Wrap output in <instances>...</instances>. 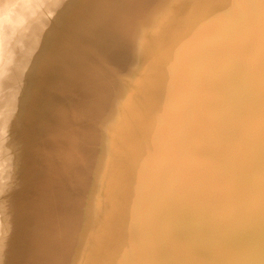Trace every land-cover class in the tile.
Masks as SVG:
<instances>
[{"label":"bare ground","instance_id":"1","mask_svg":"<svg viewBox=\"0 0 264 264\" xmlns=\"http://www.w3.org/2000/svg\"><path fill=\"white\" fill-rule=\"evenodd\" d=\"M55 28L64 35H56ZM99 32L105 35L97 37ZM123 40L132 44L131 47H123ZM77 49L87 53L86 58L81 56L86 62L75 55ZM0 50V90L4 89L15 96L22 95L24 91L22 75L32 72L38 73L40 76L37 77L42 79L41 75L51 73L45 76L48 78L45 84L42 80L32 84L44 93L52 92L65 83L75 87L70 89L71 92L76 91L75 95L80 93L78 88L94 83L101 85L105 80L113 87L102 86L93 97L83 99L81 106L61 105L58 96L52 94L41 95V100H38L39 97L28 100L22 95L12 101H0V155L5 153L2 146L8 145L10 136L9 139H14L18 146V149L15 148L17 151L14 150L15 161L10 160L17 165L24 162L27 166L21 170L14 164L7 166L10 169L3 170L0 165L5 171L0 173V235L6 234L7 237L6 242L0 241V264H8L6 259L10 257L9 253L21 249L14 247L13 242L22 240L20 244L23 245L28 237L25 233L31 232V246L38 254L34 250L32 253L38 255V264L99 263L101 260L91 259L95 253L90 255L92 248H89V238L93 237L96 228L94 230V223H88V220L95 222L103 218L106 221L104 224L113 221L108 225L114 226L115 212L111 210L114 206L123 215L121 217L124 219H120L126 223V227L129 226L127 229L133 230L131 240L134 245L130 242L132 247L124 244L123 247L116 239L117 244H113L109 254L112 258L127 260L131 251H135L136 256H132L135 264L190 263L192 258L194 260L193 250L196 252V249L200 251L199 256L194 255L196 264H209L200 257L202 253V256L207 254L204 255V247L210 246V243L223 244L227 234L236 232L232 226L227 229L208 224L209 220L203 215L186 222L177 210L171 209L165 214L161 206H141L139 197L125 193L128 187L136 185V181H122L128 175L143 180L145 187L151 184L177 200L181 196L183 200L204 209L222 207L235 215L238 221L255 224L259 234L264 233V209L259 211L257 204L252 200L247 203L246 200L250 199L244 197L245 188L264 183V0H0ZM136 51H143L147 57H160L158 60L171 66L176 73L182 72L184 66L198 67V76L208 80V87L200 85V81L194 84L184 81L180 88L188 89L186 98L181 97L176 88L162 95L166 91L160 94V88L169 77L154 79L147 74L138 80L146 67L131 63V58H134L132 54ZM100 71L102 78H107L101 83L97 76L92 75H98ZM112 71L119 76L117 79L116 76L111 77ZM134 74L136 79L132 77ZM124 82H132V86L125 89L122 87ZM111 94L115 98L102 101ZM94 103H105V106L97 109ZM182 103L193 104L182 106ZM119 105L132 114H143L141 118L136 114L133 117V130L117 131L112 128L113 123H99L101 114L104 116ZM177 106L182 110L171 112ZM152 107L158 111L150 110ZM200 108L204 110L203 115L198 110ZM29 112L37 115L32 123L24 119ZM214 118H223L225 122L222 126L213 125ZM230 124L235 126L236 138L229 137L230 133L226 131L225 127ZM12 125H18L20 132H12L11 135L9 127ZM39 140L43 143H38L40 150L38 147L37 151L34 147ZM221 140L224 142L222 145L215 144ZM203 142L221 148L227 158L223 159L222 164L225 168L228 163L232 164L234 168L231 170L237 173L230 176L223 171L218 183L201 173L202 166L197 159L199 154L195 152ZM6 146L4 148L7 149ZM211 149L209 155L203 157L204 167L221 171L215 151ZM185 150L194 153L189 155ZM234 151L238 153L234 154ZM125 152L128 158H125ZM37 162L41 163V172L36 171L37 174L31 175ZM38 163L35 168L39 167ZM164 168H168L176 177L170 173L174 179H169L162 172ZM242 181H247L248 185ZM202 184L204 188L197 189ZM234 187L239 193L231 192ZM92 195L103 199L99 203L95 196L98 201L95 203L97 201ZM115 196H120L122 200L110 201ZM258 205L261 206L260 202ZM142 220L145 225L149 223L154 228L151 231L153 235L156 232V238L162 234L156 244L155 237H150L143 230L144 223L143 227L140 226ZM56 225L63 226L65 230H62L65 233L63 237L66 235L65 244L62 245L60 239L61 243L57 242L61 246L53 241V235L59 236L58 232L54 233L58 228ZM61 226L59 228L62 229ZM172 226L186 233L183 231L184 234H180V229L178 231L176 227L177 236L167 233ZM118 228H121V224ZM116 229L112 228V231ZM163 233H167V238L171 241L172 237L173 241L166 240ZM174 236L178 247L171 250L174 247L172 243L175 244ZM128 237L125 235L122 242ZM27 242L30 247L31 239ZM182 242L187 245H180L184 244ZM166 246L171 247L168 252ZM222 246L219 245V248L215 245V248L221 249ZM154 248L157 249L156 254ZM29 253L26 252L32 255L31 251ZM222 253L210 254L213 259L217 255L216 259L224 260ZM24 254H21L22 258ZM153 254L158 257L156 260L152 258ZM238 255L234 260L240 259ZM102 256L98 257L103 259L106 254ZM31 257L33 260L34 256ZM12 259L14 262V256ZM229 260L226 264H232L233 260ZM240 262L246 261L240 259Z\"/></svg>","mask_w":264,"mask_h":264},{"label":"rangeland","instance_id":"2","mask_svg":"<svg viewBox=\"0 0 264 264\" xmlns=\"http://www.w3.org/2000/svg\"><path fill=\"white\" fill-rule=\"evenodd\" d=\"M11 16V15H10ZM13 19H15V18H13ZM102 25H108L107 23L105 24H103V23H101ZM56 29V28H55ZM55 29H54V32H55V34L56 33H58V34H61V35H64V33H61V31H57V30H59L58 28L56 29V31H55ZM99 36L97 35V37H103L104 35H105V33H103V32H99ZM57 35V34H56ZM58 37H63V36H58ZM8 42V41H7ZM125 42H126V44H125ZM9 43V42H8ZM69 45H71L70 43H68ZM124 45V46H123ZM132 45V44H131ZM131 45L129 44V42H127V41H125V40H123L122 41V46L123 47H131ZM73 46V45H72ZM71 46V47H72ZM74 47V46H73ZM75 48V47H74ZM2 49H3V47H2ZM78 50V51H77ZM77 50H75L76 51V53H75V51H74V53H75V55H77L80 59H82L81 61H87L85 58L87 57L85 54H87L85 51H83V50H80V49H77ZM2 50H0V52H1ZM82 51V52H81ZM85 52V53H84ZM143 51H136V52H134L132 55L134 56V58H131L132 59V61H131V63H138L139 65H142V66H145L146 67V69H143L142 71L144 72V73H142V74H140L139 75V79L138 80H142V78L143 77H145L147 74L149 75V77L150 76H153V78L155 79H165L166 78V76L167 77H169V79L165 82V84L162 86V87H164L166 90H163L164 88H162V90H161V88H160V94H162L164 91H166L165 93H163L162 95H164V94H166L167 93V91L168 90H170V91H172L171 89H174V88H176L177 89V91L179 92V95L181 96V97H185L186 98V96L189 94V92H188V89H186V90H184V89H181L180 87V85H182L183 83H184V81L185 82H189V83H191V84H194V83H196V82H199L200 81V85L202 84L203 85V87H208V80L205 78V77H199L198 76V72H200V70H199V68L198 67H183L182 69V72H180V73H176V72H174L172 69V67L171 66H168V65H166V64H163V63H161V61L160 60H158V59H160V57H158V56H154V57H147L146 56V54H144V53H142ZM79 54H80V56H79ZM82 54V55H81ZM84 55V57L85 58H83V57H81V56H83ZM135 56H136V58H135ZM152 58V59H151ZM156 59V60H155ZM151 62V63H150ZM158 62V63H157ZM143 63H145V64H143ZM154 63V64H153ZM159 64V65H158ZM148 66H149V68H148ZM155 67V68H154ZM150 73V74H149ZM34 73L32 72V73H28V74H26V73H24L23 75H22V77H21V85H22V87H23V89H24V91H23V93H22V95H23V97H25L26 99H28V100H33V99H37V97H39L38 98V100H41V98H42V96L44 97L45 95H53V96H58V99H60V101H61V105L63 104V105H72V106H74V105H76V106H81V105H83L81 102L83 101V99L84 100H86L87 98H89V97H93L96 93H97V89H102L103 87L102 86H104V87H106V88H110V89H112L113 87L110 85V84H108L107 82H106V80L105 79H107V78H102V72L100 71L99 73H98V75L96 74V75H94V74H92L93 76H97V79H98V81H100V83H101V80H105L104 82H102L101 83V85L99 84V83H94V85L92 84V85H90V86H83V88H78L77 89V91L79 90L80 91V93H81V89H83V93L82 94H78L77 93V95H75V93H76V91L75 92H71V90L73 89V88H75V87H73V85L72 86H69V85H67L66 83L65 84H61L59 87H57V89H55V90H53L52 92H46V93H44V91L43 92H41L39 89H37V88H35L32 84H34L35 82L36 83H40L39 81L40 80H42L43 81V83L45 84V82H47L48 81V78H46L45 76H48V75H50L51 73H47L45 76H42L41 75V77H43L44 79H42V78H40V77H37V75L38 76H40L38 73H36V74H34ZM91 74V73H90ZM31 77H30V76ZM35 76V77H34ZM116 76V77H115ZM35 78V80H34V78ZM36 77H37V79H36ZM111 77H115L116 79L119 77V76H117V73L115 72V71H112V74H111ZM134 79H136V77H135V74L132 76ZM141 77V78H140ZM197 79H196V78ZM39 79V80H38ZM46 79V80H45ZM37 80V81H36ZM49 81L51 82V80L49 79ZM206 82V83H205ZM98 84V85H97ZM130 86H132V82H124L123 84H122V87L123 88H125V89H128V88H130ZM188 86H191V85H188ZM76 87H78V86H76ZM87 87V88H86ZM178 88H180L181 90H179ZM71 89V90H70ZM96 89V90H95ZM59 90H60V92H59ZM87 90H88V92H87ZM93 90V91H92ZM56 91V92H55ZM68 91V92H67ZM163 91V92H162ZM176 91V93L178 94V92ZM162 92V93H161ZM63 93V94H62ZM59 94H61V95H59ZM68 94H70V95H68ZM84 94V95H83ZM22 95H19V94H17V96H15V95H12V94H10L8 91H6V90H4V89H1L0 90V101H7V100H10V101H12V100H14V99H16V98H18V97H20V96H22ZM40 95V96H39ZM42 95V96H41ZM62 96V97H61ZM67 96V97H66ZM69 96V97H68ZM76 96V97H75ZM78 96V97H77ZM84 96V97H83ZM41 97V98H40ZM60 97V98H59ZM68 98V99H67ZM110 98H115V96L114 95H110V96H107V98H104L102 101H105V100H108V99H110ZM82 99V100H81ZM66 101V102H65ZM63 102H65V103H63ZM121 102H124L123 100L121 101ZM105 103H94V105H96L95 106V108H101V106H105L104 105ZM183 105L182 106H185V105H187L188 104V106H190L191 104H193V103H182ZM180 106V105H179ZM179 106H177L176 107V109H174L173 111H171V112H178L179 110H182L181 108H179ZM179 108V109H178ZM123 110V111H122ZM150 110H154V111H158V110H156V108L155 107H152V109H150ZM199 111H201V114L203 115L204 114V110L203 109H198ZM125 111V112H124ZM195 112H197V111H195ZM200 113V112H199ZM135 114L136 113H134L133 112V114L130 112V110H128L127 108H125L124 106H123V109H122V105H119V107H116L115 109H112V110H109L108 112H106V114H104V116H102V114L100 115V117H99V119H98V121H99V123H101V124H103V125H105V124H112L113 123V125H112V128L113 129H115V130H125V129H128V128H134V125L131 123L134 119H133V117H135ZM124 115V116H123ZM129 117H128V116ZM137 115V114H136ZM142 115V116H141ZM118 116V117H117ZM137 117H139V118H141V117H143V114H138L137 115ZM37 118V115H35V113H33V112H29L28 114H26L25 116H24V119L27 121V122H34V120ZM124 118V119H123ZM132 119V120H131ZM24 120V121H25ZM127 120V121H126ZM214 123L215 124H213V125H217V126H222L223 124H224V120H223V118H214ZM211 124V123H210ZM212 125V124H211ZM128 126V127H127ZM131 128V129H132ZM226 131L227 132H229L230 133V135H229V137H231V138H236V135L234 134V132H235V126L233 125V124H230V125H227L226 127ZM135 129H137V128H135ZM20 130H21V128L18 126V125H12V126H10L9 127V131H11V135H12V132H13V134H14V132H15V134L18 132H20ZM133 130V129H132ZM234 130V131H233ZM138 131L139 132H141V130L140 129H138ZM232 133V134H231ZM46 135H51V134H46ZM234 135V136H233ZM10 138V136L8 137V140L10 141L9 143H10V145H9V143H8V145L6 146V144L4 145V146H2L3 147V149H4V151H5V153L7 152V151H9V152H7L6 153V155L5 156H3L5 153H3L4 151L3 150H1L2 151V153H3V155H0L1 156V158H0V165H1V168L4 170L5 168H9L10 167V165L12 166V165H14V164H16L17 165V163H15L14 161V157L16 156V152L14 153V150L15 151H17L15 148H17L18 149V146H17V144L15 143V141H14V139L13 140H11V139H9ZM7 140V139H6ZM11 142H12V145H11ZM37 143V144H36ZM35 143V147L34 148H38L39 147V150H40V146L38 145V143L39 144H41V143H43V141L41 140H39V142L37 141ZM204 143V142H203ZM224 142L221 140V141H217V142H215V144H217V145H222ZM13 145H14V148H13ZM7 147V149L6 148H4V147ZM17 146V147H16ZM12 147V148H11ZM198 147V151L196 150V154L198 155L197 156V159H198V161H200V162H198L199 163V165L200 166H202V171H201V173H203V174H205V175H208L209 176V178L211 179V181L212 182H216V183H218V180H221L222 179V177L220 176V175H223V173L224 174H228V175H230V176H233L234 174H236L237 172H234V169H232L231 170V168H234L233 166H232V164H230V163H228L227 165H226V167L227 168H225V165L224 164H222V161H223V159L224 158H226V155L224 156L223 155V153H222V149L220 148L219 149V147L217 148L215 145H213V144H209V143H207V142H205L203 145L202 144H200V145H198L197 146ZM201 147V148H200ZM203 147V148H202ZM1 148V147H0ZM41 148H42V145H41ZM212 148V149H211ZM214 148V149H213ZM9 149H12V153H14V154H12L11 153V150H9ZM214 150L215 152H214V155H215V157L218 159V161H219V163H218V166L222 169L221 171H219L217 168H213L212 169V167H211V169H208V168H206V167H204V164H203V162H205V160L203 159V157L204 156H207V155H209V150ZM38 149H37V151H39ZM185 151H187V150H185ZM185 151H184V153H185ZM202 152H203V154H202ZM9 153V154H8ZM126 153V152H125ZM187 153L189 154V155H191L192 153H194L193 151H187ZM238 152H236V151H234V154H237ZM0 154H1V152H0ZM8 154V155H7ZM127 155H126V157L125 158H128L129 157V155H128V153H126ZM233 154V155H234ZM13 155V158H10L11 156ZM15 155V156H14ZM123 155H125L124 153H123ZM7 157H9V158H7ZM5 159V160H3V159ZM10 159H12V160H14V161H11ZM227 159V158H226ZM225 159V160H226ZM10 160V161H9ZM202 160V161H201ZM5 161V163L6 162H8L7 164H5V163H3ZM14 162V163H13ZM207 162V161H206ZM38 163V162H37ZM37 163H36V165L35 166H37ZM24 164V165H23ZM39 164L41 165V163H38V166H39ZM5 165V166H4ZM22 165V166H21ZM223 165V166H222ZM7 166H9V167H7ZM19 166V167H18ZM35 166L33 167V169H32V172L30 173L31 175H34L35 174V172L37 171L38 173L39 172H41V168H40V166L39 167H37V168H35ZM17 167L18 168H26L25 167V163L24 162H22V163H20V165L18 164L17 165ZM223 167V168H222ZM0 168V173H1V171H2V169ZM35 168V169H34ZM39 168H40V171H39ZM10 169V168H9ZM37 169V170H36ZM165 169V168H164ZM162 170V172H164L168 177H169V179L171 178V179H174L176 176H174L173 174H172V172L171 171H168V168H167V170L165 169V170ZM246 169V171H248V168H245ZM22 170V169H21ZM170 170V169H169ZM228 170V171H227ZM6 171H8V170H6ZM34 171V172H33ZM224 171V172H223ZM230 171H232V172H230ZM240 171H242V170H240ZM240 171H238V173H240ZM3 173L5 172V171H2ZM37 172H36V174H37ZM167 172H169V173H167ZM223 172V173H222ZM163 173V174H164ZM170 173L174 176V178L173 177H170V176H172V175H170ZM244 173V172H243ZM165 174H164V176H165ZM219 175V176H218ZM36 176V175H35ZM128 176H130V177H128ZM128 176H126L125 177V179L126 180H123L122 179V181L123 182H132V181H136L135 183H136V185L133 187V186H131V187H128L127 189L128 190H126V192L125 193H127L128 195H130V196H134V197H136V198H138V202H139V204L141 205V206H144V207H146V208H156V206L158 207V206H161L162 207V211H164V213L166 214V213H168V212H170V211H172L171 209H173V210H177V211H179V213L181 212V215H183V220H185L186 222H188L189 220H191V219H193V218H195V217H197V216H200V215H203V218H205V219H207V220H209L208 221V224H210V225H215L216 226V224L218 225L217 227H220V228H230L231 226L233 227V228H235L236 229V232L234 231V233L233 234H227V237L225 238V240L223 241L224 243L223 244H219L220 245V247H221V245H223L222 246V248L221 249H219L220 247H219V245L218 244H213L212 245V243H210L211 245L210 246H208V244H207V246L209 247V250H208V247H204V248H206L205 249V251L203 250L204 248H202V251H204V255L206 254V256L208 257V252H209V257H210V259H209V257L207 258L206 256H202L203 255V253H202V255H200V257L202 258V259H204V260H206L209 264H226V262H227V260H229V258H232V259H230L229 261H231V260H233V262L235 263V264H260V263H262V264H264V233L263 234H259L260 232L258 231V228H257V226L254 224V225H252L251 224V222H240V221H238L237 219V217L235 216V215H233L232 213H230L229 211H227L226 209H224V208H222V207H219V206H212V207H209L208 209H204L203 207H199V206H197V205H195V204H193V203H191L190 201H188V200H183V198L184 197H181L180 196V198L177 200V198H175V197H172L169 193H167V192H160V191H158L154 186H152L151 184H149V186H148V188L147 187H145L146 185L143 183L144 181L143 180H139V179H136L135 177H131V175H128ZM30 177H32V176H30ZM34 177V176H33ZM32 177V178H33ZM166 177V176H165ZM214 177V178H213ZM116 179L115 177H111L110 179ZM131 178V179H130ZM134 178V179H133ZM167 178V177H166ZM213 179V180H212ZM132 180V181H131ZM139 181V182H138ZM143 181V182H142ZM197 182H198V180L195 182V184H197ZM243 183L245 182V184L246 185H248V182L247 181H242ZM1 183V182H0ZM143 184V185H142ZM142 185V186H141ZM150 185H151V187H150ZM241 185V187L243 188V184H240ZM196 186V185H195ZM260 186V187H259ZM263 187V188H262ZM203 189L204 188V184H202V185H200V186H198L197 187V189ZM134 189V190H133ZM244 189V188H243ZM246 190H245V192H244V197H246V198H249L250 200H246V202L247 203H249L251 200H252V202L254 203V204H257L256 205V207L259 209V211H261V210H263L264 209V183L263 184H259V185H257V186H255V187H252V188H245ZM257 189H258V191H257ZM130 190V191H129ZM133 190V191H132ZM129 191V192H128ZM134 192V193H133ZM231 192L233 193V192H238L239 193V190H237V188L236 187H234L232 190H231ZM258 192V193H257ZM1 195H2V192H1ZM92 196H94V197H92L94 200L96 199V197L95 196H97V195H92ZM163 196V197H162ZM153 197V198H152ZM0 198H1V196H0ZM91 198V199H92ZM118 198V199H117ZM164 198V199H163ZM175 198V199H174ZM255 198V199H254ZM93 199H92V201H93ZM100 199H103V198H101V197H98L97 196V200L99 201ZM111 199V198H110ZM122 200V198L120 197V196H115V197H113V199H111L110 201H114V200ZM146 199V200H145ZM153 199V200H152ZM171 199V200H170ZM173 199V200H172ZM182 199V200H181ZM1 200V199H0ZM97 200H95V201H97ZM140 200V201H139ZM149 200V201H148ZM256 200V201H255ZM259 200V201H258ZM95 201H93V202H95ZM98 201L97 202H95V203H98ZM161 201V202H160ZM163 201V202H162ZM101 202V200L99 201V203ZM153 202V203H152ZM185 202H187V203H185ZM260 202V207H259V205H258V203ZM1 203V202H0ZM158 203V204H157ZM170 203V204H169ZM173 203V204H172ZM190 203H191V205H190ZM146 204V205H145ZM149 204V205H148ZM161 204V205H160ZM117 205V204H116ZM154 205V207H152ZM185 205V206H184ZM118 206V205H117ZM263 206V207H262ZM112 207V206H111ZM116 206H114L113 208L114 209H116L115 208ZM169 207V208H168ZM180 207H181V209H180ZM196 209H195V208ZM199 207V208H198ZM113 208L111 209L112 211H114L115 212V214H114V226L112 227V226H110V225H108L109 223L111 224L112 222L110 221V222H108L107 224L105 223L104 224V219L103 218H100L99 220H101V221H98V220H94L95 222H93V220H88V223H91V221H92V223H94V225L92 224V226H94V227H92L94 230H95V228H96V232H94V235H93V240H92V238L90 239L89 238V241H90V244H91V246L89 247V248H92L93 249V251H92V249L90 250V255L92 254V253H95V254H92L91 256V259H93V260H101L99 263H95L96 261H93V264H126L129 260V262L127 263V264H133L135 261H133V259L135 260V258L134 257H132V256H136V253H135V251H133L134 253H132V251H131V253L129 254V257L127 258V260L126 259H124L123 258V260H122V257H118V258H112L110 255L111 254H109V250H111V249H113V244L114 245H116L117 244V240L116 239H119L118 240V243L120 244V245H122L123 247H124V245H126L127 247H132L131 246V244H130V242L132 243V237H133V230L130 228V230H128L127 228H129V226L127 225V227H126V223L124 224V221L123 220H121L123 217H121V216H123L117 209L116 210H113ZM198 208V209H197ZM0 209H1V205H0ZM217 210H219V211H217ZM1 211V210H0ZM118 212V215H117V212ZM217 211V212H216ZM113 212V213H114ZM211 212H213V213H211ZM219 212V213H218ZM227 212V213H226ZM120 213V214H119ZM1 214V213H0ZM224 214V215H223ZM118 218V219H116V217ZM119 216V217H118ZM185 216V217H184ZM206 216V217H205ZM222 217H224V218H222ZM0 218H1V215H0ZM121 218V219H120ZM214 218V219H213ZM124 219V218H123ZM1 220V219H0ZM102 220H103V222H102ZM115 220H117L116 222H115ZM120 221V224H121V228H118L119 226H120V224L119 225H117V222H119ZM143 222L142 223H140V226L141 227H143V223H144V227L145 226H150V224L149 223H146V225H145V222H144V220H142ZM99 222V223H98ZM106 222V221H105ZM139 223V222H138ZM99 224H101V226L103 227L102 229H97V227L98 228H100L101 226H99ZM223 224V225H222ZM96 225V226H95ZM125 225V226H124ZM56 226H58V228H56V231L54 232V233H57V235H61L60 236V238H57V237H59V236H57V237H55L54 235H53V241L56 243V245H58V246H61V245H59L61 242H62V245H64L65 244V241H66V235L63 237V235L65 234L64 233V227L63 226H61V225H56ZM59 226H61L62 227V229L61 228H59ZM108 226H110V227H108ZM124 226V228H126V230H128V231H124V228H123V230H122V227ZM106 227V228H105ZM107 227H108V229H109V231H106V230H108L107 229ZM117 227V229L114 231H112V228H116ZM143 227V230L144 231H146V233L147 234H149V235H151L150 237H155V234H156V232L154 233V235L152 234V231H154L153 229V227L152 226H150V227H148V228H150V229H146V227L144 228ZM152 227V228H151ZM174 227H176V229L178 230V229H180V228H178L177 226H172V227H169L168 228V232L167 233H171V235H175V236H177L179 233L180 234H184V233H186V231H184L183 229L181 230L180 229V231H179V233L178 232H176L177 230L176 229H174ZM241 227V228H240ZM245 227V228H244ZM244 228V229H243ZM252 228V229H251ZM61 229V230H60ZM105 231H104V230ZM151 229H152V231H151ZM169 229L170 230H172L171 232L169 231ZM175 231H174V230ZM241 229H243V230H241ZM32 230V229H31ZM31 230H28V231H30L31 232ZM62 230H64V231H62ZM97 230H98V232H100L99 234H98V232H97ZM101 230H103V231H101ZM121 230L123 231V233L121 232ZM223 230V229H222ZM248 230V231H247ZM256 230V231H255ZM112 231V232H111ZM174 231V232H173ZM183 231H184V233H183ZM221 231V230H220ZM238 231V232H237ZM255 231V232H254ZM258 231V232H257ZM63 232V233H62ZM103 232V233H102ZM118 232H120V233H118ZM124 232L125 233H127V234H125L126 235V237L127 236H129L130 237V239H128V238H124V243L122 242L123 241V237H125V235H124ZM150 232H151V234H150ZM173 232V233H172ZM182 232V233H181ZM242 232H244V233H242ZM62 233V234H61ZM102 233V234H101ZM105 233V234H104ZM167 233L166 234H164V235H166V240L168 239L167 238ZM175 233V234H174ZM178 233V234H177ZM241 233L243 234V235H241ZM26 234V237L27 238H29V240L27 239H25V241H23V245L22 244H20L21 242H22V240L20 241V242H13L14 243V247L16 246V248H21L19 251L21 252L22 251V249L24 250V252L26 251H28V253L31 251V254L34 256L33 257V260H32V255H27L26 254V252H25V254L23 253V251L20 253L18 250H16V251H12V252H10L9 253V255H10V257H9V255H8V259L10 260V262H9V260L8 259H6V263H8V264H20V262H23V264H24V261H26L25 262V264L27 263V264H29L30 262V260H31V263L33 262H35L34 264H38V255H36V254H38V253H36V250L35 249H32L33 247L31 246V245H33L32 243H33V240H32V238H30L29 237V235H31L32 234V232L31 233H29V234H27V233H25ZM107 234V235H106ZM116 234V235H115ZM117 234L119 235L118 237L119 238H115L114 239V237L116 236L117 237ZM177 234V235H176ZM2 235V236H1ZM0 236V239L2 238V240H0L1 242H6V239H7V237L5 236L6 234H1ZM101 235V236H100ZM107 237H106V236ZM121 235H124V236H121ZM157 235V234H156ZM160 235H162V234H160ZM159 235V236H160ZM171 235H169L170 237H171ZM188 235V234H187ZM3 236H5V237H3ZM159 236H157L158 238H159ZM175 236L173 237L174 238V241H175ZM185 236V235H184ZM32 237V236H31ZM95 237V238H94ZM98 237H99V239H98ZM101 237V238H100ZM109 237V238H108ZM169 237V238H170ZM109 239V240H107L106 241V239ZM121 238V239H120ZM158 238H156L155 237V241H154V244H156L157 243V240H158ZM248 238V239H247ZM30 239H31V244H30V247L28 246L29 245V243L27 242V241H29L30 242ZM61 240V242H60V240ZM65 239V240H64ZM96 239V240H95ZM127 239L129 240V242H127ZM161 239V238H160ZM58 240V241H57ZM103 240V241H102ZM114 240V241H113ZM126 240V241H125ZM152 240H154L153 238H152ZM91 241H93V242H91ZM97 241V242H96ZM110 241V242H109ZM112 241V242H111ZM168 241H170L169 239H168ZM173 240H172V237H171V241L170 242H172ZM246 241V242H245ZM25 242V243H24ZM27 242V243H26ZM57 242H60V243H58L57 244ZM64 242V243H63ZM100 242H102L101 244H100ZM126 242V243H125ZM169 242V244H168V242L166 241V244L167 245H169V246H171L170 243ZM258 242V243H257ZM12 243V244H13ZM16 243V244H15ZM18 243V244H17ZM94 243V244H93ZM95 243H96V245L98 246V248H97V246L95 245ZM105 243V244H104ZM108 243V244H107ZM127 243H128V245H127ZM182 243H184V244H180V245H187V244H185V242H182ZM246 243V244H245ZM256 243V244H255ZM28 244V245H27ZM92 244H93V246H92ZM101 246H100V245ZM105 245V247H104V245ZM110 244V245H109ZM124 244V245H123ZM130 244V245H129ZM133 245H134V243H132ZM176 244H178L176 241H175V244H174V242L172 243V245L174 246L172 249H171V247L169 248V247H167V248H169V249H167L166 248V250H167V252H168V250H174V248H177L178 246L176 245ZM234 244V245H233ZM25 246V247H22V246ZM175 245H176V247H175ZM215 245L216 246H218L219 248H215ZM103 246V247H102ZM211 246H213V247H211ZM102 247V248H101ZM122 247V249H124ZM155 247V246H154ZM189 247V246H188ZM210 247H211V249H210ZM28 248L30 249V250H28ZM100 248H101V254L99 253V251H100ZM104 248H105V250H104ZM110 248V249H109ZM32 249V250H31ZM35 252H34V251ZM154 254H156L157 253V249L156 248H154ZM200 250V249H199ZM219 250V251H218ZM222 250V251H221ZM92 251V252H91ZM103 251V252H102ZM198 249H196V252L193 250V252H194V254H193V256L192 257H194V260H195V256L194 255H196V256H199V253H200V251H198ZM221 251V252H220ZM257 251V252H256ZM20 254H19V253ZM32 252H34V253H36L35 255L32 253ZM106 252V253H105ZM223 252V253H222ZM239 252V253H238ZM243 252V253H242ZM12 253L13 254H15V255H12ZM106 254V256H105V258H110V259H105V258H103V259H101V257H98L99 255H103L104 256V254ZM210 253H213V254H219V253H222L223 254V257L225 258H222V259H224V260H221V259H216V256L214 257V259L211 257V254ZM225 253H227V254H225ZM245 253V254H244ZM260 253V254H259ZM24 254V256L25 257H23L22 258V255ZM135 254V255H134ZM153 254V256H152V258H154L155 260H156V258H158L156 255H154ZM212 254V255H213ZM232 254V255H231ZM240 255V259H241V261L243 260V262L244 261H246V262H248V263H246V262H244V263H242V262H240V259H237V261L236 260H234V259H236L237 258V255ZM95 255V256H94ZM220 255V254H219ZM238 255V256H239ZM243 255V256H242ZM247 255V256H246ZM13 256H14V262H13ZM18 256H21V257H18ZM30 256V258H28ZM94 256V257H93ZM102 256V257H103ZM214 256V255H213ZM245 256V257H244ZM18 257V258H17ZM26 257H27V259H26ZM204 257V258H203ZM17 258V259H16ZM21 258V259H20ZM25 258V259H24ZM34 258H35V260H34ZM131 258V259H130ZM245 258H247V260L245 259ZM1 259V258H0ZM18 259H20V260H18ZM28 259H30V260H28ZM36 259H37V261H36ZM105 259V260H104ZM153 259V260H154ZM106 260H108V261H106ZM113 260V261H112ZM117 260V261H116ZM122 260V261H121ZM193 260V258H192V261L190 262V263H184V264H196V261H194ZM218 260H219V262H218ZM221 260V261H220ZM239 260V261H238ZM1 261V260H0ZM106 261V262H105ZM118 261H121V263L119 262L118 263ZM215 261V262H214ZM223 261V262H222ZM228 261V262H229ZM11 262H13V263H11ZM17 262V263H16ZM29 262V263H28ZM98 262V261H97ZM101 262H103V263H101ZM109 262V263H108ZM115 262V263H114ZM181 262V261H180ZM179 262V264H182L183 263V261L180 263ZM211 262V263H210ZM233 262H232V264H233ZM30 263V264H31ZM230 263V262H229ZM22 264V263H21ZM135 264V263H134ZM173 264V263H172ZM178 264V263H177ZM228 264V263H227ZM231 264V263H230Z\"/></svg>","mask_w":264,"mask_h":264}]
</instances>
